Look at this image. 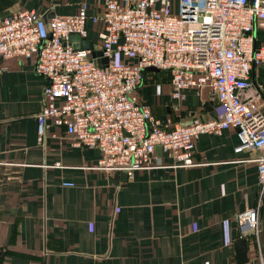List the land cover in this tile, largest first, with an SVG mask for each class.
<instances>
[{
  "label": "crops",
  "instance_id": "crops-1",
  "mask_svg": "<svg viewBox=\"0 0 264 264\" xmlns=\"http://www.w3.org/2000/svg\"><path fill=\"white\" fill-rule=\"evenodd\" d=\"M174 5L177 1L173 0ZM104 11L102 0H0V21L19 11L49 19L79 10ZM95 46L99 25L88 23ZM254 49L264 53V29ZM139 92L162 123L206 121L219 111L206 87L171 97L170 74L148 71ZM251 92L263 101L264 64L254 67ZM46 81L33 59L0 58V264H264V202L253 152L235 129L194 140L192 167L165 166L131 177L99 167L97 149L78 147L62 128L38 141L36 116ZM257 211V228L240 234L237 215Z\"/></svg>",
  "mask_w": 264,
  "mask_h": 264
},
{
  "label": "built area",
  "instance_id": "built-area-1",
  "mask_svg": "<svg viewBox=\"0 0 264 264\" xmlns=\"http://www.w3.org/2000/svg\"><path fill=\"white\" fill-rule=\"evenodd\" d=\"M102 0L104 11L79 10L49 19L19 11L0 21V58L33 59L43 77V106L36 116L42 142L49 127L62 128L74 145L97 149L99 167L123 173L165 166L192 167L194 140L235 129L240 144L264 149L263 101L251 92L255 27L264 29V0ZM99 25L93 50L74 49L70 36L88 40L87 24ZM93 52L101 55L93 56ZM103 59L107 63H103ZM170 74L171 97L208 88L219 111L206 121L162 123L140 98L144 71ZM264 202V157L254 159ZM240 234L257 228V211L237 215Z\"/></svg>",
  "mask_w": 264,
  "mask_h": 264
},
{
  "label": "water",
  "instance_id": "water-1",
  "mask_svg": "<svg viewBox=\"0 0 264 264\" xmlns=\"http://www.w3.org/2000/svg\"><path fill=\"white\" fill-rule=\"evenodd\" d=\"M69 41L72 43V46L74 49L78 50V49H86V50H93V43H91L89 40H81L78 37H74V36H70L69 37ZM100 56L101 52H93V56ZM103 63H107L106 59H103L102 61ZM148 71H152V72H157L158 70L153 69V68H149L147 69ZM237 251H238V262L240 264L246 263V259H245V248H246V244H245V240H240L237 242Z\"/></svg>",
  "mask_w": 264,
  "mask_h": 264
},
{
  "label": "trees",
  "instance_id": "trees-1",
  "mask_svg": "<svg viewBox=\"0 0 264 264\" xmlns=\"http://www.w3.org/2000/svg\"><path fill=\"white\" fill-rule=\"evenodd\" d=\"M147 72H148V70H145V71H144V75H145ZM162 72H163V71H162ZM144 83H145V79H144Z\"/></svg>",
  "mask_w": 264,
  "mask_h": 264
}]
</instances>
